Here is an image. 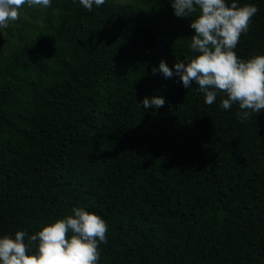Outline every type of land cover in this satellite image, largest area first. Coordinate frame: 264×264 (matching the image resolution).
<instances>
[{
	"label": "trees",
	"instance_id": "obj_1",
	"mask_svg": "<svg viewBox=\"0 0 264 264\" xmlns=\"http://www.w3.org/2000/svg\"><path fill=\"white\" fill-rule=\"evenodd\" d=\"M235 2L258 11L234 51L264 55V0ZM171 3L51 0L0 47V237L83 208L108 225L98 264H264V110L152 73L197 55Z\"/></svg>",
	"mask_w": 264,
	"mask_h": 264
},
{
	"label": "clouds",
	"instance_id": "obj_2",
	"mask_svg": "<svg viewBox=\"0 0 264 264\" xmlns=\"http://www.w3.org/2000/svg\"><path fill=\"white\" fill-rule=\"evenodd\" d=\"M51 0H0V28L20 18V9L50 6ZM88 11L93 4L103 5L105 0H79ZM173 14L177 18H190V49L197 53L192 59L177 60L173 68L161 59L152 73L164 78L178 76L183 87L189 89L193 82L205 96V104L212 105L217 95L223 93L220 107L230 109L238 104L240 119L247 120L264 110V55L241 59L234 49L241 34L247 33L255 5L238 6L233 0H172ZM144 108L164 106L162 96L145 97ZM107 223L97 214L83 208L74 214L44 226L29 235L16 231L14 237H0V264H98L100 243H107ZM71 233V235H69ZM35 246V251L30 248Z\"/></svg>",
	"mask_w": 264,
	"mask_h": 264
},
{
	"label": "rangeland",
	"instance_id": "obj_3",
	"mask_svg": "<svg viewBox=\"0 0 264 264\" xmlns=\"http://www.w3.org/2000/svg\"><path fill=\"white\" fill-rule=\"evenodd\" d=\"M114 3H126L130 0H105ZM33 7L25 5L20 9V18L10 21L7 28H0V47L6 49L21 46L26 41L35 39L41 28L39 13Z\"/></svg>",
	"mask_w": 264,
	"mask_h": 264
}]
</instances>
